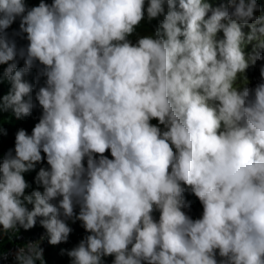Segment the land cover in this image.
<instances>
[{"label":"clouds","instance_id":"obj_1","mask_svg":"<svg viewBox=\"0 0 264 264\" xmlns=\"http://www.w3.org/2000/svg\"><path fill=\"white\" fill-rule=\"evenodd\" d=\"M258 12L257 0H41L30 9L0 0L11 84L0 112L30 116L37 104L24 77L38 61L36 84L46 78L35 92L39 122L31 135L17 131L0 162L3 232L30 230L39 217L49 244L64 245L67 221H80L90 234L67 251L71 264H264V82L237 86L264 61ZM17 18L26 50L6 32ZM145 19L158 25L140 36ZM45 158L37 189L26 191L24 174ZM187 188L200 219L183 210ZM43 251L30 242L15 260L43 264Z\"/></svg>","mask_w":264,"mask_h":264},{"label":"trees","instance_id":"obj_2","mask_svg":"<svg viewBox=\"0 0 264 264\" xmlns=\"http://www.w3.org/2000/svg\"><path fill=\"white\" fill-rule=\"evenodd\" d=\"M25 2H26L27 7L30 9L32 7L38 6L41 0H25ZM44 2L47 4H51L53 0H44ZM159 19H162V17ZM19 25H20V18H17L16 21L11 25V27L6 30V32H7L8 38L15 41L18 49L24 48L26 50L29 42L26 38V34L20 33ZM157 25H158V20H153L151 21V23H149L147 19H145V21H143L141 26L137 29V34H139L140 31H144L150 28H155L157 27ZM134 36H137V35H133L129 39L132 40ZM17 59L19 60L17 70H20L24 66V61L23 59H19V57ZM6 67L7 65H0V97L7 95L11 89L10 82L7 79H5L3 75L4 69ZM42 67L43 66L40 65L39 62L37 61L36 66L30 71L29 74L25 75L24 77V79L27 82H29L30 84L34 86V90L32 93V99H33V102L37 104V106L32 110V114L30 116L17 119L11 111L0 112V128H2L6 132V135L0 134V162H2L4 155L8 152L9 149L14 150L15 135L17 131L20 129H24L29 135H31L35 124L39 122V119L42 114V108L38 105V102L35 101V92L38 90L39 87L45 85L46 78L44 77H41L39 84H36V77H37L38 71ZM25 99H27V97ZM151 123L154 125H158L157 120H152ZM160 127L162 128L163 126L160 125ZM13 154H14V151H13ZM43 155L44 154L42 153V156ZM104 155L107 156L109 159H112L110 150L107 151ZM97 159H98V156H97ZM85 166H86V160H85ZM41 167L49 168L46 162V158L44 159L42 163H39L36 165L35 171L24 174L26 181L31 185L29 189H26V191L31 192L32 190L37 189L38 186L36 185L34 181H35V176ZM39 190L43 191L42 187L39 188ZM184 197L186 201L190 202L191 207L190 209H183V210L193 220L200 219L203 214V206L199 202L198 198L194 194H192L190 188L186 189L184 193ZM76 212L78 214L79 212L78 207L76 208ZM159 215L160 213L158 211L154 212L153 213L154 219L158 221ZM89 234L90 233H87L84 230V228L82 227V223H81L80 228L70 235L67 243L61 246L60 245L53 246L50 252H48L47 257H54L56 260V264H71V260L66 254L67 251L78 246L80 241ZM217 259L219 260L218 252H217ZM113 260H114V257L104 258L105 264H113Z\"/></svg>","mask_w":264,"mask_h":264},{"label":"built area","instance_id":"obj_3","mask_svg":"<svg viewBox=\"0 0 264 264\" xmlns=\"http://www.w3.org/2000/svg\"><path fill=\"white\" fill-rule=\"evenodd\" d=\"M53 203L57 202L53 201ZM28 208L31 210L32 205H28ZM41 219L43 218L38 217L36 226L30 230H24L18 226V231L4 233L2 226H0V264H17L15 260L16 251L19 247L25 246L30 242H38L39 246L43 248V264H56L54 258H45L47 249L53 245L49 244L46 230L40 225ZM67 223L72 228V232L80 226V221L73 223L72 220H68ZM37 264H40V262L38 261Z\"/></svg>","mask_w":264,"mask_h":264},{"label":"rangeland","instance_id":"obj_4","mask_svg":"<svg viewBox=\"0 0 264 264\" xmlns=\"http://www.w3.org/2000/svg\"><path fill=\"white\" fill-rule=\"evenodd\" d=\"M207 2L212 3L213 7H216V6H219V3H221L222 0H207ZM224 2H226V0H224ZM257 3L261 7V12L256 13V15H264V0H257ZM155 28H150L144 31H140L138 35L140 36L150 35L153 33ZM243 31L245 33H248L250 29L245 27ZM218 38H222V33H218ZM136 39H137V36H134L132 38V42L135 43ZM252 47L253 45L249 44L245 49L246 53H250L252 51ZM262 67H264V61H257L255 65L249 66V68L246 70L245 73L238 76V81H237L238 88L242 90V88L246 86L250 89H254L257 84L264 82V80H262L261 78V68Z\"/></svg>","mask_w":264,"mask_h":264}]
</instances>
